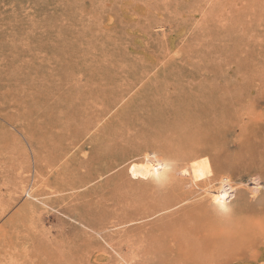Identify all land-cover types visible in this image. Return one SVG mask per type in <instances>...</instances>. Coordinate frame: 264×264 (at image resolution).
Instances as JSON below:
<instances>
[{
	"label": "rangeland",
	"instance_id": "rangeland-1",
	"mask_svg": "<svg viewBox=\"0 0 264 264\" xmlns=\"http://www.w3.org/2000/svg\"><path fill=\"white\" fill-rule=\"evenodd\" d=\"M0 264H264V0H0Z\"/></svg>",
	"mask_w": 264,
	"mask_h": 264
},
{
	"label": "bare ground",
	"instance_id": "bare-ground-1",
	"mask_svg": "<svg viewBox=\"0 0 264 264\" xmlns=\"http://www.w3.org/2000/svg\"><path fill=\"white\" fill-rule=\"evenodd\" d=\"M29 195V194H28Z\"/></svg>",
	"mask_w": 264,
	"mask_h": 264
}]
</instances>
